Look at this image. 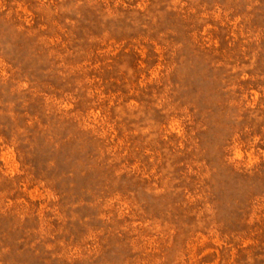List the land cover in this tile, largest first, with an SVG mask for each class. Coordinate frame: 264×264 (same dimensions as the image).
Returning a JSON list of instances; mask_svg holds the SVG:
<instances>
[{
    "label": "rangeland",
    "instance_id": "obj_1",
    "mask_svg": "<svg viewBox=\"0 0 264 264\" xmlns=\"http://www.w3.org/2000/svg\"><path fill=\"white\" fill-rule=\"evenodd\" d=\"M0 264H264V0H0Z\"/></svg>",
    "mask_w": 264,
    "mask_h": 264
}]
</instances>
